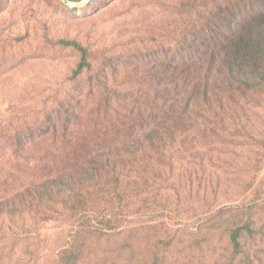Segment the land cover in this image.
Returning a JSON list of instances; mask_svg holds the SVG:
<instances>
[{
	"label": "rangeland",
	"instance_id": "rangeland-1",
	"mask_svg": "<svg viewBox=\"0 0 264 264\" xmlns=\"http://www.w3.org/2000/svg\"><path fill=\"white\" fill-rule=\"evenodd\" d=\"M178 2L0 0V198L46 177L25 158L116 156L161 122L166 65L194 56L178 51L180 31L197 24ZM61 40L88 51L77 79L81 54ZM236 100L212 144L179 138L154 203L124 211L120 234L86 238L78 264H264V92ZM53 217L33 214L0 235L5 264H57L73 225ZM247 225L237 250L231 234Z\"/></svg>",
	"mask_w": 264,
	"mask_h": 264
},
{
	"label": "trees",
	"instance_id": "trees-1",
	"mask_svg": "<svg viewBox=\"0 0 264 264\" xmlns=\"http://www.w3.org/2000/svg\"><path fill=\"white\" fill-rule=\"evenodd\" d=\"M177 8L197 19L196 25L184 26L176 41L178 51L194 56L177 66L166 65L165 103L159 112L157 107L153 109L161 111V122L153 124L142 138L123 143V152L116 156L25 158L42 164L46 177L31 181L13 196L0 198L3 239L8 233L14 235L12 228L19 220L33 214L36 221L54 220L55 212L65 214L73 229L57 264H78L86 238L120 234L117 230L124 224V211L136 206L146 210L154 203L158 185L165 181V168L171 170L172 163L164 157L179 151L183 144L179 138L192 135L194 139L199 134L203 140L209 138L207 145L212 144V125L228 117L229 103L264 92V0H179ZM59 43L81 54L73 73V79L79 78L90 67L87 49L76 41ZM16 141L23 143L20 138ZM7 176V183L9 179L15 182L11 171ZM243 230L251 231L247 225L231 234L237 250ZM0 264H5L3 255Z\"/></svg>",
	"mask_w": 264,
	"mask_h": 264
},
{
	"label": "water",
	"instance_id": "water-1",
	"mask_svg": "<svg viewBox=\"0 0 264 264\" xmlns=\"http://www.w3.org/2000/svg\"><path fill=\"white\" fill-rule=\"evenodd\" d=\"M63 2L67 3V0H62Z\"/></svg>",
	"mask_w": 264,
	"mask_h": 264
}]
</instances>
